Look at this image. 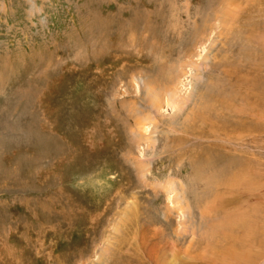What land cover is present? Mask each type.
<instances>
[{"label":"rangeland","instance_id":"obj_1","mask_svg":"<svg viewBox=\"0 0 264 264\" xmlns=\"http://www.w3.org/2000/svg\"><path fill=\"white\" fill-rule=\"evenodd\" d=\"M262 113L264 0H0V264H264Z\"/></svg>","mask_w":264,"mask_h":264},{"label":"bare ground","instance_id":"obj_2","mask_svg":"<svg viewBox=\"0 0 264 264\" xmlns=\"http://www.w3.org/2000/svg\"><path fill=\"white\" fill-rule=\"evenodd\" d=\"M263 114V113H262ZM264 117V114H263V116H262V118ZM260 121V120H259Z\"/></svg>","mask_w":264,"mask_h":264}]
</instances>
